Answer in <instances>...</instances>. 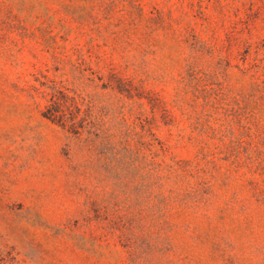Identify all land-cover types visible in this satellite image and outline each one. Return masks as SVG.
<instances>
[{"label":"rangeland","instance_id":"374dc122","mask_svg":"<svg viewBox=\"0 0 264 264\" xmlns=\"http://www.w3.org/2000/svg\"><path fill=\"white\" fill-rule=\"evenodd\" d=\"M0 264H264V0H0Z\"/></svg>","mask_w":264,"mask_h":264},{"label":"trees","instance_id":"16d2710c","mask_svg":"<svg viewBox=\"0 0 264 264\" xmlns=\"http://www.w3.org/2000/svg\"><path fill=\"white\" fill-rule=\"evenodd\" d=\"M53 90L55 91V89ZM50 97H52L51 94H50ZM56 105H58V101H56V96H54L50 99V103L46 107V111L44 113V116L46 118L50 120H55L56 117L61 115V114H58L59 110L55 108Z\"/></svg>","mask_w":264,"mask_h":264}]
</instances>
